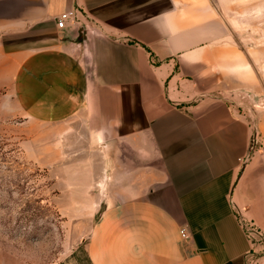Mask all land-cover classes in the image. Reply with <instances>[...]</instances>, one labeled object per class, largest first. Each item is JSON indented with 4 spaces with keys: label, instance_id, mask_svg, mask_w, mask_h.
<instances>
[{
    "label": "crops",
    "instance_id": "1",
    "mask_svg": "<svg viewBox=\"0 0 264 264\" xmlns=\"http://www.w3.org/2000/svg\"><path fill=\"white\" fill-rule=\"evenodd\" d=\"M222 14L34 0L16 20L29 49L12 95L60 129L62 179L78 184L60 211L84 233L54 264H264V84Z\"/></svg>",
    "mask_w": 264,
    "mask_h": 264
},
{
    "label": "rangeland",
    "instance_id": "2",
    "mask_svg": "<svg viewBox=\"0 0 264 264\" xmlns=\"http://www.w3.org/2000/svg\"><path fill=\"white\" fill-rule=\"evenodd\" d=\"M32 1L0 0V264H54L84 233L77 218L60 211L62 191L78 185L62 179L60 129L31 120L28 104L11 92L13 69L29 49L12 31ZM215 1L263 86L264 0ZM255 104L243 107L253 110Z\"/></svg>",
    "mask_w": 264,
    "mask_h": 264
},
{
    "label": "built area",
    "instance_id": "3",
    "mask_svg": "<svg viewBox=\"0 0 264 264\" xmlns=\"http://www.w3.org/2000/svg\"><path fill=\"white\" fill-rule=\"evenodd\" d=\"M77 16V11L76 9L73 10H68L60 13L56 18H55V24L57 28H64L68 22H73L74 19ZM252 144H255L257 140L254 137H252L251 140ZM251 233H254L255 235H259L257 231L250 229L249 230ZM180 235L181 237H185V230L182 228L180 229Z\"/></svg>",
    "mask_w": 264,
    "mask_h": 264
}]
</instances>
